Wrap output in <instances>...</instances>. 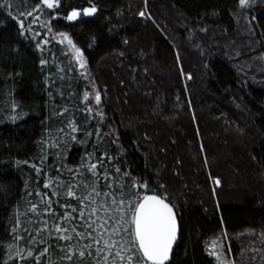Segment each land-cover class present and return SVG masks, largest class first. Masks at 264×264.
<instances>
[{"label":"trees","instance_id":"16d2710c","mask_svg":"<svg viewBox=\"0 0 264 264\" xmlns=\"http://www.w3.org/2000/svg\"><path fill=\"white\" fill-rule=\"evenodd\" d=\"M12 3V15L0 9V264L15 206L24 212L28 200L38 203L26 195L37 187L51 192L30 166L41 148L51 153L49 177L58 175L56 152L72 167L93 150L70 139L61 149L41 143L49 138L45 129L63 126L46 119L54 109L67 106L66 119L75 115L84 126L86 90L93 107L101 93L102 129L111 130L109 140L119 137L129 183L147 181L174 206L179 236L166 264H217L209 255L214 236L228 240L234 263L264 264V0L250 8L239 0H61L57 10L42 6L31 16L39 0ZM93 3L92 17L64 19ZM58 33L82 50L83 69ZM98 119L88 123L95 127ZM119 146L101 150L115 155ZM62 178L73 179L66 171ZM54 207L57 215L65 211Z\"/></svg>","mask_w":264,"mask_h":264},{"label":"snow or ice","instance_id":"6c2138e0","mask_svg":"<svg viewBox=\"0 0 264 264\" xmlns=\"http://www.w3.org/2000/svg\"><path fill=\"white\" fill-rule=\"evenodd\" d=\"M254 3L256 0H239L241 8H250ZM42 6L57 10L61 6V0H39L26 15L31 16L32 12ZM12 8V0H0V9L9 10V15H12ZM96 12L97 7L93 3L82 10L72 8L64 19L76 21L82 15ZM139 15L143 17L145 13L140 12ZM20 27H24L23 20L20 21ZM58 35L59 43L67 41L79 67L83 69L85 61L82 50L67 33ZM49 42L43 41L45 44ZM36 47L40 48V42ZM47 63L45 59L40 60L41 65ZM67 70L73 71L71 67ZM57 71L64 72L65 69L59 68ZM46 82L54 83L47 78ZM89 97L90 92L84 91V126H81L75 115L66 119L69 115L67 106L54 109L51 117L46 118L55 117L63 126L51 131L45 129L49 131V138L41 141L43 145L61 149L70 139L82 144H92L93 150H86L80 163L72 167L62 162L63 151L56 152V156L60 157L59 161L54 162L58 175L49 177L44 169L51 167L46 164L51 153L46 148H41L39 163H32L30 166L35 169L38 179L46 177L43 187L51 189V192L41 191L37 187L26 195L39 197L38 203L28 200L24 212L19 211V204L15 206L14 212L9 216L10 220H14L10 228L12 240L7 244L3 264H83L85 257L91 258L93 264H166L170 260L173 243L178 235L174 206L168 202L166 192L160 194L151 190L147 181L141 183L140 178L132 177L129 183L131 173L124 170L119 159L125 154L123 147L119 146V137L109 140L111 130L105 133L102 129L105 112L98 107L102 102L101 93L95 92L96 107H93ZM17 107L13 103V110ZM97 117L99 119L95 127L88 123ZM78 134H82L84 138L81 139ZM112 144L120 147L115 155L110 153L109 148L101 150L103 145L110 147ZM22 163L27 164L29 161ZM65 171L73 178L71 182L62 178ZM214 183L219 185L221 181L215 178ZM27 187L28 182L25 181V188ZM140 189L144 191L141 192ZM53 197H56L55 201ZM54 204L65 209L62 215H57ZM24 216L28 217L30 227L24 226L25 221L21 219ZM22 233H28L27 237ZM81 241L84 243L81 244ZM41 245L43 247H39ZM209 255L217 257V264H228L226 258L221 259L214 251ZM53 256L56 257L55 260Z\"/></svg>","mask_w":264,"mask_h":264},{"label":"rangeland","instance_id":"374dc122","mask_svg":"<svg viewBox=\"0 0 264 264\" xmlns=\"http://www.w3.org/2000/svg\"><path fill=\"white\" fill-rule=\"evenodd\" d=\"M226 241L227 243L223 241L220 236H214L208 242L209 249L211 252L213 251L216 252L221 259L226 258L228 264H233L234 259H233V255L231 254V249H229L230 245L227 239ZM227 246H228V250H227ZM214 258L216 259V263H217V257L214 256Z\"/></svg>","mask_w":264,"mask_h":264},{"label":"water","instance_id":"95a60500","mask_svg":"<svg viewBox=\"0 0 264 264\" xmlns=\"http://www.w3.org/2000/svg\"><path fill=\"white\" fill-rule=\"evenodd\" d=\"M93 15H94V14H92V15H82V16H80V17H92ZM78 18H79V17H78ZM174 212H175V210H174ZM175 215H176V212H175ZM176 218H177V215H176ZM177 225H178V220H177ZM178 236H179V227H178L177 240H178ZM177 240L173 243V250H172V252L170 253V259H171L172 255H173V252H174V249H175V246H176ZM166 263H167V262H166Z\"/></svg>","mask_w":264,"mask_h":264}]
</instances>
